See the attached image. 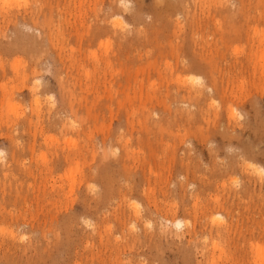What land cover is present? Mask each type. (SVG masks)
Returning a JSON list of instances; mask_svg holds the SVG:
<instances>
[{
    "label": "rangeland",
    "instance_id": "obj_1",
    "mask_svg": "<svg viewBox=\"0 0 264 264\" xmlns=\"http://www.w3.org/2000/svg\"><path fill=\"white\" fill-rule=\"evenodd\" d=\"M0 264H264V0H0Z\"/></svg>",
    "mask_w": 264,
    "mask_h": 264
},
{
    "label": "bare ground",
    "instance_id": "obj_2",
    "mask_svg": "<svg viewBox=\"0 0 264 264\" xmlns=\"http://www.w3.org/2000/svg\"><path fill=\"white\" fill-rule=\"evenodd\" d=\"M179 79H180V78H179ZM197 91H198V90H197ZM189 93H190V92H189ZM195 93H196V92H195ZM195 93H194V94H195ZM190 94H191V93H190ZM199 94H200V92H199ZM199 94H197V95H199ZM199 96H200V95H199ZM232 113H233V112H232ZM232 113H230V114H232ZM229 116H230V115H229ZM217 216H218V215H217ZM167 221H169V220H167ZM167 221H166V223H168ZM131 224H132V223H131ZM169 224H170V223H169ZM173 224H174L175 227L178 229V228H180L181 224H183V223H181V221L178 220V221H176V222L174 221ZM173 224H172V225H173ZM174 225H173V226H174ZM217 235H218V234H217Z\"/></svg>",
    "mask_w": 264,
    "mask_h": 264
}]
</instances>
